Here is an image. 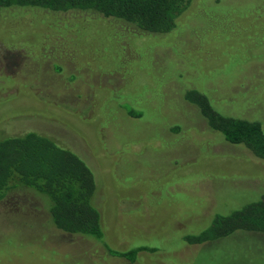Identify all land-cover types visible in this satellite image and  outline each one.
I'll return each mask as SVG.
<instances>
[{"label":"rangeland","instance_id":"obj_1","mask_svg":"<svg viewBox=\"0 0 264 264\" xmlns=\"http://www.w3.org/2000/svg\"><path fill=\"white\" fill-rule=\"evenodd\" d=\"M192 2L164 35L90 13H0V140L36 132L85 162L104 230L64 233L49 200L14 190L0 203V264H264V234L184 242L264 194V160L185 97L199 90L264 127V0ZM143 245L158 251H107Z\"/></svg>","mask_w":264,"mask_h":264},{"label":"trees","instance_id":"obj_2","mask_svg":"<svg viewBox=\"0 0 264 264\" xmlns=\"http://www.w3.org/2000/svg\"><path fill=\"white\" fill-rule=\"evenodd\" d=\"M192 3V0H0V13L10 8L90 13L122 22L140 36L164 35L176 28ZM185 97L198 107L210 129L221 134L227 143L243 146L256 158L264 160L261 122L220 114L199 90L190 89ZM14 190L23 192L25 197L34 194L49 200V219L60 231L104 240L92 171L51 138L29 132L0 140V203ZM237 232L264 234V194L258 201L229 215L215 216L207 229L185 236L184 242L201 245ZM107 251L111 256L135 262L141 251L155 253L158 250L143 245L131 250L107 248Z\"/></svg>","mask_w":264,"mask_h":264}]
</instances>
